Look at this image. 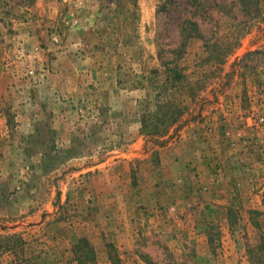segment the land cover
<instances>
[{
  "label": "rangeland",
  "instance_id": "rangeland-1",
  "mask_svg": "<svg viewBox=\"0 0 264 264\" xmlns=\"http://www.w3.org/2000/svg\"><path fill=\"white\" fill-rule=\"evenodd\" d=\"M251 4L254 19L235 0H0V230L45 222L36 238L0 242L67 264L79 238L97 264H255L264 91L240 61L264 49V0ZM187 20L202 37L168 91L183 114L166 135H144ZM224 46L221 62L208 59ZM216 124L226 161L213 157V179H201L183 131Z\"/></svg>",
  "mask_w": 264,
  "mask_h": 264
},
{
  "label": "trees",
  "instance_id": "trees-1",
  "mask_svg": "<svg viewBox=\"0 0 264 264\" xmlns=\"http://www.w3.org/2000/svg\"><path fill=\"white\" fill-rule=\"evenodd\" d=\"M197 1H194L195 4ZM236 4L239 5L241 11L245 13L249 19H254L259 14V10L257 8H252L251 4L253 0H235ZM217 9L219 10L221 5L215 4ZM215 6V7H216ZM181 28V41L176 50H173L174 55L176 56L171 61H163V64L166 65L167 72H169L170 77L166 80L164 84L159 88V93L156 96V100L154 106L156 108L155 111H151L149 108L145 110V115H155V117H143L142 119V127L141 133L147 136L152 137H160L166 135L168 130L173 126L183 114V106L181 104H176L173 102V99H170V95H168V91L172 90L174 87L178 89V84H181L185 79V76L182 73V67L177 63V61L182 56L186 47L188 46V41L190 38L194 36H201L199 32L198 23L193 20H187L184 22ZM202 37V36H201ZM226 47H220L219 51L216 52L213 56H209L208 59L214 58L218 61H222L229 53L227 52ZM254 58H260L259 62L264 60V49L254 50L247 52L244 57L241 59V63L243 67L254 71L256 74V83L257 85L263 89L264 91V66H258L256 64H249V61L254 60ZM263 63V62H262ZM174 65L171 67L170 65ZM171 83V87L168 85ZM182 85V84H181ZM192 95V93H191ZM264 240V239H263ZM18 244L17 242H15ZM20 244V242H19ZM11 248H15L16 245H9ZM248 255L252 259H255V264H264V242L258 243L256 247H248ZM73 252V260H76L78 264H97V251L94 246L90 243L87 238H79L76 240L75 244L72 248ZM48 260H46L45 256L41 253L33 254L32 261L30 264H47ZM117 264V263H114ZM150 264H154L151 263Z\"/></svg>",
  "mask_w": 264,
  "mask_h": 264
},
{
  "label": "crops",
  "instance_id": "crops-1",
  "mask_svg": "<svg viewBox=\"0 0 264 264\" xmlns=\"http://www.w3.org/2000/svg\"><path fill=\"white\" fill-rule=\"evenodd\" d=\"M217 124L214 125L213 129H211L209 132L203 131V132H195L194 135H191L192 130L191 128L185 127L183 131V136L185 138V143L183 144V147L186 148L187 155H192V152H194V156H190L188 159L191 160L193 163L189 165L187 162L185 163L188 167H192L196 169L198 173H200V178L203 179L206 177V175L210 179H213L210 172L208 171L211 167L213 168V164L216 161H212L213 157H220L222 159H218V161H226L223 159V156L220 152V144L218 142V131L216 130ZM194 139L195 143L192 141L191 138ZM201 137H203L201 139ZM200 147H203L202 150ZM208 152V155H207ZM216 153V154H215ZM186 155V156H187ZM221 155V156H220ZM212 156V158H210ZM240 156V155H239ZM191 157L193 159H191ZM233 164V162H232ZM184 167H186L184 165ZM38 214L34 216V218H31L29 216V219H37ZM36 222H28L23 223L21 226H17L15 228H8V229H1L0 230V237L5 238L7 235L12 233H22L23 239L27 242V237L29 238H36L40 234V229L45 224L44 221ZM122 229V228H121ZM37 245V244H36ZM34 244H31L30 242L27 243L24 247V250L18 249V248H11V246L6 245L3 241L0 242V264H30L32 261L33 254H39L40 252H36L34 248ZM67 258L61 257L58 261L48 262L47 264H67Z\"/></svg>",
  "mask_w": 264,
  "mask_h": 264
},
{
  "label": "built area",
  "instance_id": "built-area-1",
  "mask_svg": "<svg viewBox=\"0 0 264 264\" xmlns=\"http://www.w3.org/2000/svg\"><path fill=\"white\" fill-rule=\"evenodd\" d=\"M260 122H264V116L260 118Z\"/></svg>",
  "mask_w": 264,
  "mask_h": 264
}]
</instances>
